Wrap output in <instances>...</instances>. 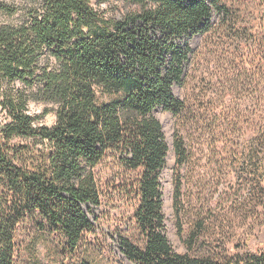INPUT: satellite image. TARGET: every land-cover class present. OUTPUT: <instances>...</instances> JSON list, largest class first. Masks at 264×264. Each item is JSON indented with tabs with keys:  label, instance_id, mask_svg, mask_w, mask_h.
<instances>
[{
	"label": "trees",
	"instance_id": "obj_1",
	"mask_svg": "<svg viewBox=\"0 0 264 264\" xmlns=\"http://www.w3.org/2000/svg\"><path fill=\"white\" fill-rule=\"evenodd\" d=\"M106 1L27 0L19 13L0 4L4 15L19 14L0 24V264H19L16 238L25 225L57 235L74 253L94 228L87 214L101 205L100 167L133 208L140 243L119 235L129 264H264V251L228 261L176 253L162 207L168 146L153 114L183 113L175 89L195 64L189 41L237 24L231 7L225 0H117L127 8L110 19L92 6ZM254 42L264 49V35ZM31 102L53 106L51 127L29 114ZM255 130L262 157L254 188L264 201V119ZM173 152L176 168L188 165L176 137Z\"/></svg>",
	"mask_w": 264,
	"mask_h": 264
},
{
	"label": "rangeland",
	"instance_id": "obj_2",
	"mask_svg": "<svg viewBox=\"0 0 264 264\" xmlns=\"http://www.w3.org/2000/svg\"><path fill=\"white\" fill-rule=\"evenodd\" d=\"M225 2L238 23L217 25L216 33L189 41L195 64L185 87L175 89V96L185 104L183 113L174 117L157 109L153 115L168 146L160 179L171 248L181 255L228 261L264 251V201L259 186L254 188L262 152L253 141L255 129L264 119V49L254 42L264 35V0ZM26 3L0 0L18 13ZM92 6L110 19H119L127 8L117 0L93 2ZM18 13L8 17L0 12V24L15 23ZM218 20L214 15L212 22ZM53 110L45 103L28 106L29 114L47 127L55 123ZM3 122L0 112V124ZM175 137L189 153L188 165L182 168L175 164ZM95 174L102 197L100 207L87 214L92 232L71 254L57 235H42L25 225L16 238L19 264H129L120 251L119 235L140 243L131 221L133 208L108 186L110 171L100 167ZM177 185L180 199L173 205Z\"/></svg>",
	"mask_w": 264,
	"mask_h": 264
}]
</instances>
